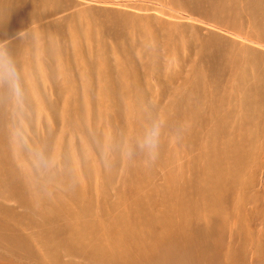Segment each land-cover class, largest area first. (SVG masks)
<instances>
[{
	"label": "bare ground",
	"instance_id": "6f19581e",
	"mask_svg": "<svg viewBox=\"0 0 264 264\" xmlns=\"http://www.w3.org/2000/svg\"><path fill=\"white\" fill-rule=\"evenodd\" d=\"M6 1L5 6L0 0V10L6 8L0 12V20L16 18L23 13L13 0ZM28 1L31 5L38 2V9L50 4V17L61 16L57 21L37 26L34 34L39 67L45 64L48 51L59 61L62 87L68 98L63 105L64 126L67 125L66 128L62 126L63 134L68 132L73 136L77 132L76 114L69 111L77 81L66 66L69 57L66 56V46L70 34L73 56L76 55L74 61L80 65L75 38L80 21L86 29L93 30L97 38L96 50L90 52L88 63L80 66L81 71L84 69L88 74L93 67L99 70L100 83L105 84L101 86L102 90L108 91L113 79L108 57L116 54L117 73L130 104V114L133 104L139 101L136 72L139 66L145 70L144 74L148 71V64L143 61L145 55H150V63H156L160 59V47H163L164 57L171 43L175 50L179 49V43L186 46L189 38H184V34L188 24L193 29L190 39L194 41L189 43L193 55L187 54L191 57L187 69L181 67L170 79L164 78L172 85L173 91L160 109L153 139L148 136L150 127L143 124L141 118L135 123L129 115L126 121L133 128L126 133L128 159L136 161L140 154L131 142L136 133L146 139L147 143L143 142L146 148L148 146L147 150L151 141L158 143L160 150L166 149V135L172 138L170 148L173 150L164 154L165 157L162 155L167 169L160 175L156 174L157 171L133 172L127 169L128 172L114 177L110 172L104 185L108 184V188L114 177L112 189H109L111 186L108 189L102 186L94 195L90 186L79 184L76 187L79 178L80 181L83 179V172L76 174V171L61 170L64 175L60 176L56 172L60 161L50 166L47 159L50 170L40 175L27 168L28 172H17L9 166L1 168L4 160L11 157L14 135L13 131L5 137L0 135V183L6 182L0 190H7L11 202L20 207L19 211L0 202V249L11 253L0 252L1 264H91V260L100 264H234L242 261L241 264H247L249 247L253 249V260L254 247L257 254L263 253L264 246L254 235V223L264 229V54L243 41L264 46V0H163L164 3L155 4L158 7L154 16L146 7L137 8L139 13L136 14H102L99 8L89 6L93 0ZM188 18L194 22L188 23ZM134 22L142 26L133 32L139 43L130 44V49L124 51L121 44L126 37V27ZM60 26L63 29L57 33L51 31L52 27ZM146 26L152 29L143 30ZM5 34L11 36V33ZM27 38H31L30 32L22 34L12 44L8 43L0 52V99H3L0 114L6 108L12 117L18 116L21 114L16 107L19 103L22 107L27 102L29 106L24 111L28 112L34 104L32 94L36 97L39 89L35 83L28 84V88L24 85L26 101L24 97L20 101L18 96V104L13 87L21 84L20 92L24 91L22 78L18 84V74L26 52L21 47L17 55L15 50ZM88 82L85 90L92 88ZM205 86L210 87L208 92ZM233 89L242 94L241 106L236 109L231 104L238 103V97L226 92ZM158 101L155 103L161 102ZM225 101H228L227 107H223ZM140 124H143L142 128H139ZM24 148L21 147L22 151ZM37 150L33 147L34 155ZM147 150L141 154L144 156L146 151L145 158L151 167ZM72 158L77 157L72 155ZM175 160L183 162L175 165ZM248 162L249 169L245 172ZM127 166L132 167L131 161ZM260 171L263 176L259 179ZM56 179L59 182H55ZM206 208L212 218L204 221L201 211L205 212ZM9 255L16 258L11 257L15 259L14 263L7 257Z\"/></svg>",
	"mask_w": 264,
	"mask_h": 264
},
{
	"label": "rangeland",
	"instance_id": "374dc122",
	"mask_svg": "<svg viewBox=\"0 0 264 264\" xmlns=\"http://www.w3.org/2000/svg\"><path fill=\"white\" fill-rule=\"evenodd\" d=\"M13 1H14L13 2L14 5L20 8L23 13L20 12L16 18L5 17L4 19L0 20V52L4 49L6 45H8V43L12 44L15 40L20 38L22 34H26L29 32L31 33V38L29 40L27 38L25 40L26 42L24 41L22 45H20L15 50L17 55L21 52V47H23V49L25 48L24 50L26 52L25 58L23 59V63L22 65H20L21 69L18 74L19 75L18 84L20 82V78H22V84H23L24 91L20 92L22 88L21 84L13 85V87L15 88V92H16L15 93L16 94V104H18V96H19V99H21L20 101L23 100V97L25 98V93H27V90L24 89V85L27 86L28 88L29 86L28 84L31 85L32 83H35L39 89L37 90V93H35L36 97L34 96V94H32V99H34L32 101V104L33 102L34 104L29 112L26 110L24 111V108L28 109L27 107L29 106L28 103L26 102L23 105L24 107L23 106L21 107L20 103L17 106L16 104H14L21 111V114L18 116H16L17 115L16 114V115H13L12 117L6 108H4L5 112L0 114V135L5 137L7 134H9L12 131L14 135L12 138L13 146H12V149H10L12 158L9 157L5 159L1 168L5 166H9L14 171H17V172L19 171L26 172L28 169L29 172L33 170L34 172H39L38 174L40 175V174H44L45 172H49L50 168L48 165L52 166L56 161L57 163L60 161L61 165L57 168L56 172H59L60 176H62V174L64 175V172H71V171L75 172L76 171L75 172L76 174L79 172H83L82 176L85 181L81 179L83 181L82 182L80 181V178H79L78 183H76V187H78L79 184L83 187L90 186V191L94 195L96 194L97 189L101 190L102 186L106 187V185H108V184L104 185V183H105V180L107 179V174H110V172L114 173V177L117 175L119 176V174H121L122 172H126L127 169L132 170L133 172H138V171L156 172L157 171L156 174L158 175H160L162 172H165L167 168L166 166H164L165 164H164L163 157L168 155V152H171L173 150L170 148L172 147V141H171L172 138L170 137V135L169 136L166 135L167 139H164V144L168 145L166 149L162 148L163 150H160L159 149L160 145H158V143L153 144V142L151 141V143L149 144L150 149L147 150L148 146L146 148L145 143H144V142L147 143L146 139L144 138V136L142 137L141 134L136 133L135 139L131 141L132 144H134V146L137 147V151L140 153L138 158L135 159L136 161L138 159V161L136 162L134 160L128 159V156H127L126 133L130 129L133 130V128H131L129 124H126V121L129 115L132 117L135 123L138 121L139 118H141L143 124L145 125L148 124V126L150 127V129L148 128V136L152 137L155 135L154 134L155 130L158 127L160 109L167 103L170 97V94L173 91L172 85L168 84L167 83L168 80H165L164 78L167 77L170 79V76L173 77L175 71H178V69H180L181 67H183L184 69H187L189 67L188 60L191 57H189L188 55L190 56L193 55V52L190 48L191 45L189 44L194 41L193 39H190V37L192 36V32H193L192 26L188 24L186 25V28H185L186 33L184 34V38L186 39L189 38L186 42L187 43L186 46L185 45L183 46L182 43H179V49L175 50L171 43L169 45L168 54L164 57L162 54L163 47H160L159 48L160 59H158L156 63H150V55H145L143 57V61L148 64V71L146 72V74H144L145 70H142V67L139 66L138 73L136 72V75L138 76L137 84L140 86L139 101H136V103L133 104L134 108H133L132 113L130 114L129 113L130 104H128L129 102L127 103L126 97L124 95V87L122 85L123 83L120 80L118 73H117L118 68H117L116 61H115L116 58L114 59V57H116V54L114 56L113 54L109 53L110 56L108 57L109 58L108 60H110L108 61L109 62L108 64L109 66H111L109 67V69L113 76V79H111L112 82H110V89H109L111 93L109 94L106 93L107 90L105 91L103 89L105 92L102 90L101 86L105 84L102 82L100 83L101 78L98 75L99 70H96L93 67L92 71H88L89 75L87 73H84L85 71L84 69L81 71L82 67L80 66L84 65L85 63H88L90 52L96 50V45H97L96 39L97 38L94 37L96 35L94 34L93 30L86 29L85 25L80 21L78 23V26L76 29V35H75L76 45H77L78 51L80 52V56H79L80 65H79V62L76 63L74 61L76 55L73 56L74 53H73L72 48L74 47V45H73V38L70 34H68V45L66 46V48L68 47L67 48L68 53L66 56L69 55L68 59L66 60V66L68 68L69 74L72 75L74 79L77 81V91L71 97L72 105L69 108L70 113L76 114V123L75 122L74 123H75V126L77 125L76 127L77 132L73 133V136H72L68 132H64L63 134L62 133L63 131L61 130L63 127L64 128L67 127V125L64 126L65 121H64L63 105L68 98L66 97L65 89L62 87V75L59 69V61L57 58H53L52 53L48 51V54L44 57V59H46L44 65L45 66L47 65V66L45 67L44 65H42V67H39L38 54H37V50L35 47L36 35L34 34V29L39 25H46L52 21H57L61 18V16L59 14L58 16L50 17V11L52 10V7L50 4H47V3L38 9V2L36 4L31 5L28 0H13ZM84 1L87 2L90 0H84ZM93 1L94 2H91L89 6L90 7L95 6L96 8H99V11H100L99 13H102V14L103 13H107V14L117 13L118 15L128 14V13L136 14V13H139L138 10H136L137 8L143 7L142 9H145L146 7V9H151L148 12L150 15L152 14L153 16L155 15V12H154L155 9L158 7V5H155V4H159V3L162 4L163 2V0H155V1L154 0H147V1L139 0L138 2L137 1L135 2L134 0H109L108 2H105L107 0H101V1L93 0ZM2 2L5 6L7 5L6 0H2ZM159 8L162 11H166V8L164 9V7L159 6ZM5 9L6 8H3V10L2 11L0 10V12L2 13L3 11H5ZM148 12L145 11L144 13H148ZM206 18L209 19V17H206ZM187 22L189 23V22H194V21L188 18ZM195 23L199 24L198 21H195ZM131 24L132 23H129L128 26L126 27V37L122 40L123 43L121 44V47L124 49V51L130 49L129 48L130 44L134 43L135 45H137L139 43V40L133 36V34L136 35V33H133V32L134 30L137 32V28L142 29V26L139 22L138 23L134 22L135 24V25L133 24L134 26ZM165 26H164L165 28L168 27L167 25ZM59 29H63V27L61 26L57 28L52 27L51 31L53 33H57ZM149 29H152V27L148 28V26H146V28L145 27L143 28V30H149ZM248 31H251V29H249ZM5 33H11V36L6 37ZM235 37L238 38V40L243 41V38L239 37L237 34H235ZM160 39H162V37H159V40ZM180 39L183 40V38L181 37ZM245 42L247 44H250L248 46L252 45L251 47H253L254 45L253 47L254 50L256 49L258 52L264 54L263 45L261 47L260 44L252 43L248 40L245 41L244 39L243 43ZM134 55H135L134 59L135 61H137V56H136L137 54L134 53ZM79 70L81 71V73H79L80 72ZM87 76H89L90 81L88 80ZM83 81L85 82L82 83ZM86 82L91 83L90 85L92 86V88L88 86L90 88L89 90H85V86H87ZM98 82L101 85H99ZM116 83H118L119 85ZM97 85H99V87ZM159 85L163 87V90H161ZM109 90L107 92H110ZM205 90H207L206 92H208L210 90V87L205 86ZM85 91H90V92L86 93ZM226 92L230 94L232 93L233 95L236 94L235 96L238 97L237 98L238 103L231 104V105L235 109L239 108V105H240L239 100L242 94L236 89H233L232 91L226 90ZM102 96L105 97V99ZM101 99L104 101L106 100V102H107V99L111 101H108L107 103H105ZM158 99L161 102L156 104L155 102H157ZM2 100L3 99H0V104H2ZM29 100L31 101L30 98ZM24 101H26V98L24 99ZM110 103H112L113 105H111ZM45 105H47L48 107L50 106V107L48 108ZM106 105L108 106L107 108H106ZM223 105H224L223 107H227L229 105L228 101H225ZM249 108H251V106H249L248 109ZM0 110L3 111L2 108H0ZM42 111L44 114L42 113ZM141 112L143 113V115L141 114ZM143 124H140L139 128H142ZM63 136H65V138ZM153 138L154 137H152V139ZM22 146L25 147L23 151L21 149ZM33 147L35 149L38 148L37 154L35 155H34V152L32 151ZM65 149H66V152L64 151ZM68 149H72V150L70 151ZM144 149H146L150 154L151 167L148 166L149 161L145 158L146 151L144 153V156L141 154V152H143ZM168 149L170 150L168 151ZM59 153H61L62 155ZM71 153L74 157H77L78 159L72 158ZM57 154H59L58 157H57ZM18 155H20V157ZM140 155L142 156L140 157ZM135 156H136V153H135ZM47 159H48V165H47ZM139 159H140V162H139ZM128 161H131L132 167L127 166ZM174 162H176L175 163L176 165V164H179L180 162L182 163L183 160H180V161L175 160ZM249 164L250 162H248V164L246 165L245 172H248ZM60 167H63V168H60ZM75 167H78L77 168L78 171ZM83 168L85 169L83 170ZM61 170H63L64 172ZM87 174L91 176H87ZM93 175L95 176L93 177ZM96 175H98V179L96 178ZM258 175H259V179L263 176L261 171ZM84 176L86 177L84 178ZM114 177L111 178L110 182L112 183H109V186H108V188L111 186L109 188L110 190L112 189L113 183L116 180ZM87 178L89 179V182H87L88 181ZM46 180H50V179L46 178ZM54 181L59 182L58 179ZM63 181L64 180H62V182ZM62 184L64 185L65 181ZM5 185H6V182L0 183V188H3ZM9 196H10V193L7 190L6 192H3L0 190V202L8 206H11L13 208H16L20 211L19 209L20 207H18L13 202H11V200L9 199ZM207 209L208 208L205 209V212H202L204 210L201 211V218L205 219L204 221H206L209 218H212L209 215L210 213L208 214ZM216 212L218 214L219 211H216ZM221 215L224 216L223 213H221ZM257 224L258 223H256L255 225L254 223V227H255L254 235H255V238L259 239L262 245L264 246V235H263L264 229L261 225L259 224L257 225ZM1 246L2 245H0V247ZM252 250L253 249L249 247L247 250L248 252H246L247 254L246 261L248 260L247 264H264V252L261 254L260 253L257 254L256 253L257 248L254 247V260H253ZM0 252L11 254L10 252H6L2 249H0ZM7 257L14 263V260L16 259L15 257L11 255ZM242 262H234V264H241ZM90 263L100 264L99 262H95L94 260H91ZM3 264H8V262L3 263ZM30 264H33V263H30Z\"/></svg>",
	"mask_w": 264,
	"mask_h": 264
}]
</instances>
